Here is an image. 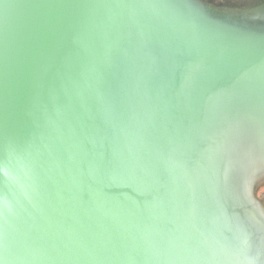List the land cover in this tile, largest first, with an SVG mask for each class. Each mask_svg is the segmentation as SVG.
<instances>
[{
  "label": "water",
  "instance_id": "95a60500",
  "mask_svg": "<svg viewBox=\"0 0 264 264\" xmlns=\"http://www.w3.org/2000/svg\"><path fill=\"white\" fill-rule=\"evenodd\" d=\"M0 264H264V0H0Z\"/></svg>",
  "mask_w": 264,
  "mask_h": 264
},
{
  "label": "flooded vegetation",
  "instance_id": "af4514ba",
  "mask_svg": "<svg viewBox=\"0 0 264 264\" xmlns=\"http://www.w3.org/2000/svg\"><path fill=\"white\" fill-rule=\"evenodd\" d=\"M217 3H223L225 0H214Z\"/></svg>",
  "mask_w": 264,
  "mask_h": 264
}]
</instances>
